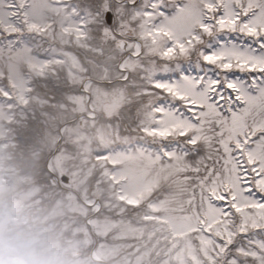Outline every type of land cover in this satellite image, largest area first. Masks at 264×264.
<instances>
[{
    "label": "snow or ice",
    "instance_id": "snow-or-ice-1",
    "mask_svg": "<svg viewBox=\"0 0 264 264\" xmlns=\"http://www.w3.org/2000/svg\"><path fill=\"white\" fill-rule=\"evenodd\" d=\"M93 15L113 30L139 26L130 39L150 61L127 106L139 157L130 178L162 179L183 189L186 211L219 218L222 231L203 229V264H264V240H249L264 235V0H0V144H19L18 129L30 140L37 87L59 90L53 37ZM57 151L40 162L47 184L69 180Z\"/></svg>",
    "mask_w": 264,
    "mask_h": 264
},
{
    "label": "rangeland",
    "instance_id": "rangeland-1",
    "mask_svg": "<svg viewBox=\"0 0 264 264\" xmlns=\"http://www.w3.org/2000/svg\"><path fill=\"white\" fill-rule=\"evenodd\" d=\"M100 25L90 16L81 27L59 32L49 46L48 76L62 73L72 92L63 91L67 102L52 103L56 114L44 135L49 151L58 149L56 171L69 180L40 187L8 165L9 144H0V264H203L212 243L203 229L222 231L219 218L186 211L182 188L162 179L157 187L153 178L132 179L126 171L139 159L127 106L141 100L150 63L130 39L139 26L128 20L115 30ZM44 95L37 88L30 104L48 102ZM249 240L264 235L250 234ZM237 243L247 247L248 241Z\"/></svg>",
    "mask_w": 264,
    "mask_h": 264
},
{
    "label": "trees",
    "instance_id": "trees-1",
    "mask_svg": "<svg viewBox=\"0 0 264 264\" xmlns=\"http://www.w3.org/2000/svg\"><path fill=\"white\" fill-rule=\"evenodd\" d=\"M59 76L64 77L62 73L58 74ZM51 78V81L55 82L56 87L59 89L54 90L53 88L48 87H40L38 86V90L41 93H44L47 96L48 102L41 103L38 101L37 104L31 105L30 108L37 112V120L32 121L29 120V127L32 129V135L30 140H25V133L23 129H18L17 138L21 141L19 144L13 146L11 144L5 149V154L8 152V165L11 164L14 170L24 173L26 177L30 178V181L39 185L42 188L54 187V183L47 184L39 179L40 175V162L44 156H46L50 151L47 145V139L45 138V129L49 126L48 121L53 123V117L56 114L55 107L52 103L54 102H62L65 99V95H63V91H71L70 88H67V81L63 80V78ZM64 82V83H63ZM69 92H67L68 94ZM43 100V101H44ZM67 102V99H65ZM50 102V103H49ZM46 105H51L47 107ZM44 107V108H43ZM54 109V110H53ZM42 113V115H41ZM60 123L56 124V130ZM64 140V139H63ZM63 143V141H62ZM6 163V161H5Z\"/></svg>",
    "mask_w": 264,
    "mask_h": 264
},
{
    "label": "water",
    "instance_id": "water-1",
    "mask_svg": "<svg viewBox=\"0 0 264 264\" xmlns=\"http://www.w3.org/2000/svg\"><path fill=\"white\" fill-rule=\"evenodd\" d=\"M120 47L123 48V43L120 44Z\"/></svg>",
    "mask_w": 264,
    "mask_h": 264
}]
</instances>
